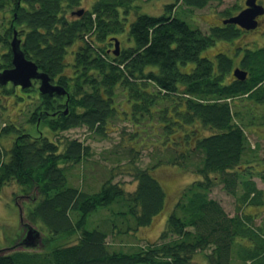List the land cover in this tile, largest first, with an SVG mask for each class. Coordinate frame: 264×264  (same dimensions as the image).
Instances as JSON below:
<instances>
[{
  "label": "trees",
  "instance_id": "1",
  "mask_svg": "<svg viewBox=\"0 0 264 264\" xmlns=\"http://www.w3.org/2000/svg\"><path fill=\"white\" fill-rule=\"evenodd\" d=\"M136 1L91 0L86 8L84 0H0V71L12 66L16 30L25 56L66 90L52 97L37 93L36 81L30 88L0 84V110L8 96L19 102L35 95L26 121L38 131L31 133L17 119L0 127V137L13 134L8 149L0 142V191L14 183L26 198L20 225L35 223L48 233L39 250L0 253V264H192L195 254L207 264H264V228L244 211L246 205H264V191L252 169L242 167L258 151L246 126L264 105V46L202 56L217 42L230 43L250 31L223 23L237 6L203 31L185 20L183 8L222 0H173L156 15L140 12ZM79 9L84 12L72 14ZM187 63L193 65L182 70ZM236 67L247 71L244 80L233 76ZM118 92L129 110L120 109ZM120 111L134 130L122 128L115 154L120 162L129 156L124 164L134 187L115 180L112 169L97 189L67 185L68 173L90 155L89 146L75 138L51 139L44 127L54 136L85 127L106 137ZM176 131L181 134L173 137ZM125 138L130 142L121 145ZM149 146L152 160L140 166L138 156ZM166 165L197 177L166 216L159 240L127 250L112 247L110 236L146 226L164 211L166 192L155 171ZM259 174L264 181V171ZM221 184L235 198L233 215L210 197ZM72 234L78 236L75 243H51Z\"/></svg>",
  "mask_w": 264,
  "mask_h": 264
},
{
  "label": "rangeland",
  "instance_id": "2",
  "mask_svg": "<svg viewBox=\"0 0 264 264\" xmlns=\"http://www.w3.org/2000/svg\"><path fill=\"white\" fill-rule=\"evenodd\" d=\"M172 1L173 0H137L136 2L140 5V12L156 15L164 10L163 7L165 4ZM244 3L245 0H222L220 3L211 2L204 8L200 9L185 7L183 8V10L186 11L184 18L187 22L193 23L194 25L199 26L203 31H206L211 25L221 24L222 13L225 9H232L235 6H237L238 9H242L244 7ZM90 4L91 0H84L82 7L87 8ZM262 4L264 5V0H262ZM238 9L233 10V13L235 14L238 12ZM130 17H132V14ZM260 21L261 25H259L258 28L243 32L239 37L235 38L234 41L230 43L217 42L213 47L203 51L201 55L213 57L220 51H226L228 54L233 55L236 48H257L264 46V16ZM126 31L127 26L123 33L127 34ZM1 52L2 49L0 46V53ZM234 58L235 65H237L240 55ZM192 65L193 63H187L185 65H181L180 67L182 70L187 71ZM69 72L71 71H68V73ZM17 92L18 93H16V95L18 94V96H24L20 90ZM118 93H120V95H118L119 106L121 107L120 109L129 110L128 102L124 100L121 92ZM31 96V99L28 96L24 99V101L18 99L19 102H15L12 96H8V98L4 100L5 108L0 110V127L13 119H17L18 123L24 124L25 129L33 134H38V131L31 127L30 123L28 124V121H26L28 113L34 109L36 105L35 103L37 102L33 100L35 95L32 94ZM30 101H34V103H30ZM263 117L264 105L254 109V124L249 125L248 127L246 126V135L249 143L252 147H256L258 151L257 156L254 157L253 160L248 159V163L243 162L242 167L245 169H252L253 180L256 182L257 187L264 191V181L260 178L259 174L264 171V122H262L261 125L258 124L261 122L260 120L263 119ZM122 128L126 133L134 130L132 123L130 121L128 122L121 111L119 112L118 117L114 120L112 130L106 137H99L98 135L90 134L89 130L85 127H74L54 136L53 132L50 130L47 132L48 129L44 127V133H46L51 139L54 137L57 139L75 138L83 141L89 146L90 155L87 157L86 161L80 165H76L72 169L70 176V173H68L67 185L80 187L81 184H83V186L87 189H97L103 179L107 178L109 175L110 169H112L116 174L115 180L125 184L127 189H132L134 187L135 182L132 181L130 174H127V170L125 169L127 164H124L128 161L129 156H122L120 162L117 160L118 158L115 154L116 149L118 150L120 148L118 145L119 142L117 141L120 139V132ZM173 134L172 136L174 137L180 135L181 132L176 131ZM124 136H127V134ZM124 140L125 141L123 143L121 142V145L124 143L128 144V142H130L128 141V138H125ZM12 141L13 134L2 135L0 137V142L6 149L12 145ZM151 150L150 146L145 148V150H141L138 156V163L140 166L145 167L148 163H150L152 160V156L150 154ZM155 175L159 178L166 192V207L164 211L154 216L150 224L146 226H139L133 229L131 228L125 233H116L115 236H110L108 238V242L112 243V247L115 246L117 248L119 247L123 250H127L131 245H145L148 242L158 241L160 232L164 227L166 216L180 199L184 188L188 185V183L197 177L195 173L188 169L184 170L183 168L172 165L161 166L155 171ZM20 196V189L17 188L14 183L5 185L0 191V253L20 250L19 248L12 250V247H9L12 245L15 237L22 232L20 227L21 218L19 210L22 214L25 213L24 203H26V198ZM210 197L219 201L228 214L233 215L235 213V198L223 189L222 184L212 188ZM244 211L250 214H255V225H260L264 228V205H246L244 207ZM105 215H107L105 211L94 215L89 225H96V222H99V218L104 217ZM22 222H24V220H22ZM25 222L28 221L25 220ZM29 223L40 230L43 239L47 237L48 233L46 232V229L35 223ZM77 239V234H72L67 237L56 239L51 243H54V245L72 244L75 243ZM32 250H37V247ZM192 264H207V262L202 254H195Z\"/></svg>",
  "mask_w": 264,
  "mask_h": 264
},
{
  "label": "water",
  "instance_id": "3",
  "mask_svg": "<svg viewBox=\"0 0 264 264\" xmlns=\"http://www.w3.org/2000/svg\"><path fill=\"white\" fill-rule=\"evenodd\" d=\"M84 9L74 11L72 14L80 15ZM264 14V6L258 3V0H245V7L237 14L223 19V23H233L245 30H253L259 26L257 18ZM115 40V54L119 51V40ZM12 52L11 67L2 69L0 71V84L5 85L11 83L13 86H20L21 88H30L35 80L39 81L38 89L43 94H58L66 95V90L59 84L50 82V77L47 73L40 71L38 66L25 56L21 48V39L17 36V31H14L13 38L10 43ZM233 76L237 79L244 80L247 77V71L236 67L232 72ZM67 109L65 110V112ZM22 222V219H21ZM25 236L21 245L26 247L41 246L42 234L40 230L35 229L29 224H22Z\"/></svg>",
  "mask_w": 264,
  "mask_h": 264
},
{
  "label": "flooded vegetation",
  "instance_id": "4",
  "mask_svg": "<svg viewBox=\"0 0 264 264\" xmlns=\"http://www.w3.org/2000/svg\"><path fill=\"white\" fill-rule=\"evenodd\" d=\"M258 2H259V3H262V0H258ZM244 6H245V5H244ZM263 16H264V14L261 15V16H259V17L257 18V20H258V22H259V25H261V24H260V23H261L260 20H261V18H262ZM52 82H53V83H56L55 81H52ZM56 84H57V83H56ZM38 85H39V81L36 80V88H37L36 91H37V93H41V92H39ZM15 87H19V86H15ZM41 94H43V93H41ZM48 95H50V94H48ZM50 96L53 97L54 94H52V95H50ZM64 113H65V112H64ZM22 235H23V237H24V231H22V234H21L20 236H22ZM20 236L17 238V242L14 241V242L12 243V245L9 246V247H12V248H11L12 250L15 249V248H19V249H28V250L31 249V250H32L33 248H28V247H26V246L24 247L23 245H21L20 241H21L22 239H21ZM15 240H16V239H15ZM17 243H20V244H19L20 246H18Z\"/></svg>",
  "mask_w": 264,
  "mask_h": 264
}]
</instances>
